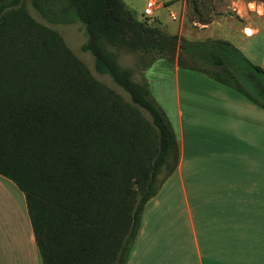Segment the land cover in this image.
<instances>
[{"label":"trees","instance_id":"16d2710c","mask_svg":"<svg viewBox=\"0 0 264 264\" xmlns=\"http://www.w3.org/2000/svg\"><path fill=\"white\" fill-rule=\"evenodd\" d=\"M28 1L51 23L79 19L82 49L130 101L96 79L55 29L37 23L27 0H0V175L24 194L41 264H125L158 175L174 172L179 149L164 110L103 38L120 43L128 28L148 32L158 52L178 48L197 64L177 60L180 68L262 108L264 69L227 40L167 36L157 19L135 18L122 0ZM188 1L201 21L211 20L202 0Z\"/></svg>","mask_w":264,"mask_h":264},{"label":"rangeland","instance_id":"374dc122","mask_svg":"<svg viewBox=\"0 0 264 264\" xmlns=\"http://www.w3.org/2000/svg\"><path fill=\"white\" fill-rule=\"evenodd\" d=\"M122 1L135 18L139 20L142 18L146 0ZM155 1L157 8L151 17L158 20L162 27L160 30L165 35L177 34L189 41L198 40L197 25L189 20V17L193 16L189 1L186 9H181V3L184 0ZM202 2L200 10L203 18L212 19L217 14L216 11L220 10L221 5H224L227 0H202ZM27 10L37 23L55 29L69 50L88 67L96 79L120 94L124 100L130 101L128 93L117 85L109 74L96 70L92 53L82 49L81 46L85 43L87 36L84 25L79 19L72 16L69 23H51L36 11L28 0ZM170 12L175 14L176 19L171 18ZM229 13L227 11L224 14ZM229 19L240 25L238 19ZM151 24L154 26L156 22ZM180 24H184L183 33L177 30L179 28L177 26ZM121 36L123 41L120 43L103 38L104 46L114 54L121 68L130 71L135 82L149 89L151 97L164 110L175 133L179 135L174 114L177 105L175 104L176 84L173 67L178 66L177 60H180L185 66L192 64L197 66V64L185 54L180 53L178 48H171L163 53L158 52L155 47L156 42L148 32L128 28L122 32ZM131 42H135L136 45L131 44ZM156 60L158 63L154 65ZM187 74L193 79L188 81L187 78H183L184 80L181 78L183 81L180 80L179 84L180 106L184 112L183 123L185 125L186 144L193 145V142L190 143L192 137L195 139V137L202 136L208 144L215 140L213 139L215 135H224L225 137L230 135V131L226 129L229 119L234 120V117L231 119L229 117L231 114L225 110L227 104L221 99L208 96L209 88L197 81L198 76L194 77L197 75L196 72L188 69L185 71V76ZM211 80L209 78L207 81L210 82ZM211 82L220 89H227V87L214 81ZM198 100L199 103L202 102V107L198 106ZM213 104H216L217 108L222 105L224 109L221 107L219 111H212ZM244 104L260 113L263 124L262 128L255 124L248 131L242 130L241 133L244 137L242 141L246 145L249 144L254 149L253 151H262L264 155V110L245 101ZM202 108L208 110L204 111ZM141 111L149 119L148 113L143 109ZM237 112L248 113L242 109H238ZM195 113L197 114L196 118L187 116V114L195 115ZM243 114L242 116H244ZM246 124L247 122L243 126L245 127ZM261 135L263 144L259 142ZM192 147L194 146H191V153L186 155L182 176L177 173L172 174L167 179V169H163L158 175V183L161 187L158 193L161 196L156 203H153L154 199L151 203L147 202L138 236L133 244L134 251L127 264H197L199 254L206 257L208 247L213 246L217 229L214 221L215 214L210 211V205L205 202H198L196 195H192L191 191L192 188L195 191L197 186L202 187L205 180L202 176L199 179L197 177L196 171L203 168L202 166L198 167L197 157L213 154L211 150L213 148L203 147V149L196 151ZM253 166L257 167L258 164H253ZM3 198L0 193V200Z\"/></svg>","mask_w":264,"mask_h":264},{"label":"crops","instance_id":"0c3cea01","mask_svg":"<svg viewBox=\"0 0 264 264\" xmlns=\"http://www.w3.org/2000/svg\"><path fill=\"white\" fill-rule=\"evenodd\" d=\"M187 4L188 0H184L181 3V9H186ZM221 6V9L216 11L215 17L208 22L201 21L191 7L193 16H190L189 20L197 25L198 40H227L250 61L264 69V2L261 0H227ZM227 11L230 13L225 15ZM229 18L238 19L240 25ZM177 28L183 33L184 24H180ZM157 61L154 65L158 63ZM185 71L188 69L173 67L176 84L175 104L177 105L174 114L179 135L175 134L179 157L172 174L179 173V176H182L184 161L186 155L191 153V146H194L192 149L196 151L203 147L213 148L211 149L213 154L197 157L198 167H203L202 170L196 171L197 177L199 179L202 176L205 180L202 187L197 186L195 191L191 189L192 195H196L198 202L210 205V211L215 214L214 221L217 226L213 246L208 247L206 257L199 254L197 264H264V155L262 151H253L254 149L249 144L246 145L242 141L244 137L241 133L242 130H250L255 124L262 128L263 124L260 113L246 107L244 101L258 109L264 110V108L252 103L231 87L214 81L204 73L192 70L197 73L194 75V77L198 76L197 81L209 88V97L221 99L227 104L225 110L232 115V117L229 116L231 119L234 117V120L229 119L228 121L226 130L230 131V135L227 137L215 135L213 138L215 140L208 143L209 145L202 136L195 137V139L192 137L190 143L193 142V145L190 146L185 142L184 112L180 106L179 95L180 80L187 78L191 81L193 79L188 74L185 76ZM207 76L210 80L212 79L211 81L227 89H220L211 81H207L209 79ZM197 104L200 107L203 106L199 100ZM213 106L212 111H219L222 107L221 105L217 108L216 104ZM238 109L248 111V113H239ZM202 110L208 109L202 108ZM187 116L196 118L197 114H187ZM245 122H247L246 128L243 126ZM213 130L216 129L213 128ZM262 139L261 135L259 142L263 144ZM253 164H258V166L255 167ZM0 193L4 197L0 200V264H41L23 192L10 179L0 175ZM160 196L161 194L157 193L148 202L151 203L154 199L153 203H156ZM145 206L134 241L138 236ZM133 244L125 264L128 263L134 251Z\"/></svg>","mask_w":264,"mask_h":264},{"label":"built area","instance_id":"2783aa9c","mask_svg":"<svg viewBox=\"0 0 264 264\" xmlns=\"http://www.w3.org/2000/svg\"><path fill=\"white\" fill-rule=\"evenodd\" d=\"M157 3L155 0H146V4L143 8V15L144 16H152L154 10L156 9ZM170 16L172 19H175V14L170 12Z\"/></svg>","mask_w":264,"mask_h":264}]
</instances>
